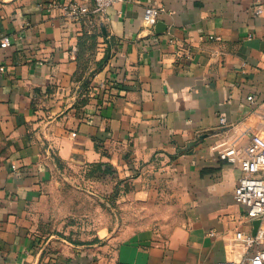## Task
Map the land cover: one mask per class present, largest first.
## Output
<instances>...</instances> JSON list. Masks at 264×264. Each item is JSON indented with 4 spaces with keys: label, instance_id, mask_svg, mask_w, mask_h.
Instances as JSON below:
<instances>
[{
    "label": "crops",
    "instance_id": "obj_1",
    "mask_svg": "<svg viewBox=\"0 0 264 264\" xmlns=\"http://www.w3.org/2000/svg\"><path fill=\"white\" fill-rule=\"evenodd\" d=\"M259 3L124 0L76 20L65 7L93 0H0V44L11 39L0 45V264L250 262L257 249L236 238L256 220L234 201L240 167L220 152L264 137ZM151 6L165 10L153 28ZM98 163L116 169L118 196L81 190L146 210L69 236L50 190Z\"/></svg>",
    "mask_w": 264,
    "mask_h": 264
},
{
    "label": "built area",
    "instance_id": "obj_2",
    "mask_svg": "<svg viewBox=\"0 0 264 264\" xmlns=\"http://www.w3.org/2000/svg\"><path fill=\"white\" fill-rule=\"evenodd\" d=\"M124 0H93L94 9L87 5L70 4L65 7V13L69 18L81 20L92 15L105 18L108 11L122 3ZM165 10L160 7H148L145 10V21L148 27L153 28ZM257 15H264V3L255 7ZM1 47L6 49L11 46L10 37H4ZM252 99V98H250ZM225 124V119L221 120ZM220 158L231 165H238L242 172L241 177L234 191V201L248 209V217L252 220H259L260 226L256 235L243 236L239 234L238 242L244 243L247 247H255L256 254L248 264H264V137L256 134L250 143L243 148L229 147L220 152ZM216 264H246L234 260L221 261Z\"/></svg>",
    "mask_w": 264,
    "mask_h": 264
},
{
    "label": "rangeland",
    "instance_id": "obj_3",
    "mask_svg": "<svg viewBox=\"0 0 264 264\" xmlns=\"http://www.w3.org/2000/svg\"><path fill=\"white\" fill-rule=\"evenodd\" d=\"M79 180H76V182L71 180L73 182L71 183L70 180H65L63 177H56V184L52 185L49 194V206L52 207V211L56 216L67 221V224L63 225V232H68L69 236L71 235L70 232L74 234L77 227L78 230L80 229L84 233L82 237L85 239L91 238L92 233H97L102 229L105 230L109 223L108 213L115 214V223L118 225L124 224V219L134 217L132 214L135 211V214L138 215L135 218L137 221L140 219L139 213L143 209L142 206L134 205L132 208H129V206L125 208L122 202L118 201L114 204H107L102 201L97 203L84 191L95 189L91 181H88L86 177L81 178L80 183L77 182Z\"/></svg>",
    "mask_w": 264,
    "mask_h": 264
},
{
    "label": "trees",
    "instance_id": "obj_4",
    "mask_svg": "<svg viewBox=\"0 0 264 264\" xmlns=\"http://www.w3.org/2000/svg\"><path fill=\"white\" fill-rule=\"evenodd\" d=\"M104 62L105 60L99 64L94 73L100 70ZM89 83V81L84 83L82 90L84 96L80 98L77 107H83L87 104L88 93H86V91ZM89 169L90 171L87 173L86 178L96 183L94 191L97 194L106 200H112L118 196L119 189L124 183L119 179L118 173L114 167L110 164L98 163L90 165Z\"/></svg>",
    "mask_w": 264,
    "mask_h": 264
},
{
    "label": "water",
    "instance_id": "obj_5",
    "mask_svg": "<svg viewBox=\"0 0 264 264\" xmlns=\"http://www.w3.org/2000/svg\"><path fill=\"white\" fill-rule=\"evenodd\" d=\"M254 226H255L254 235H256L257 232H258L259 226H260V221H259V220H256V221L254 222Z\"/></svg>",
    "mask_w": 264,
    "mask_h": 264
}]
</instances>
